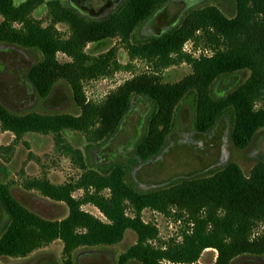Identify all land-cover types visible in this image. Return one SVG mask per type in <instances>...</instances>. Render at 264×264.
<instances>
[{
    "label": "trees",
    "instance_id": "obj_1",
    "mask_svg": "<svg viewBox=\"0 0 264 264\" xmlns=\"http://www.w3.org/2000/svg\"><path fill=\"white\" fill-rule=\"evenodd\" d=\"M170 1L125 0L110 15L95 20L58 0H25L17 5L13 0H0V45L40 55L26 73L35 96L46 100L53 88L63 83L78 109L77 115L18 114L0 103L2 130L16 137L27 133L59 137L64 131H72L86 134L92 144H102L116 132L132 104L144 99L151 109L136 155L146 160L159 152L177 107L191 97L196 132L206 133L227 116L233 147L246 149L264 131V0H229L234 4L232 17L215 6L190 10L178 26L131 44L134 31ZM40 6L46 7L50 21L45 27L32 18ZM56 25L67 27V38ZM115 38L127 45L130 59L145 62L151 71L124 81L101 102H90L84 83L110 77L121 66L114 60L113 51L92 57L85 48ZM187 42L195 49L209 50L211 56L193 59L184 54ZM58 53L70 61L60 63ZM181 63L188 64L191 73L178 82H164L161 71ZM235 78L240 83L214 96L216 84ZM75 155L83 170L77 181L55 186L33 180L27 185V189L66 206L67 215L61 220L42 218L21 205L7 187H0V207L6 215L0 232V257L22 259L60 241L62 264H74L72 254L76 250L116 245L127 231H132L137 241L119 255L118 264H198L206 250L217 253L214 264L264 256V162H257L248 176L237 165L228 164L205 177L140 192L126 181L124 166L97 171L83 163L79 152ZM78 190L83 194L76 199L72 193ZM87 204L106 222L83 211ZM144 210L181 222L180 242L154 246L158 231L143 222Z\"/></svg>",
    "mask_w": 264,
    "mask_h": 264
},
{
    "label": "rangeland",
    "instance_id": "obj_2",
    "mask_svg": "<svg viewBox=\"0 0 264 264\" xmlns=\"http://www.w3.org/2000/svg\"><path fill=\"white\" fill-rule=\"evenodd\" d=\"M24 1L13 0L16 5ZM58 1L75 8L86 18L101 20L113 13L124 0ZM205 6H215L227 17H232L235 13L234 4L229 0H172L134 31L130 43L158 36L178 26L186 12ZM32 18L43 27L50 23L45 6L37 8L32 13ZM56 29L63 38H67L68 30L65 25H56ZM109 51L114 52V60L121 69L110 77L84 83V93L90 102H101L124 81L151 71L145 62L130 59L127 45L117 38L85 48V52L92 57ZM183 53L193 59L212 54L202 47L195 49L191 42L183 46ZM39 58V53L33 50L0 45V103L18 114L33 112L77 115L78 109L71 99L68 87L63 83L57 84L46 100L35 96L26 73ZM56 58L60 63L70 61L61 53ZM190 73L191 67L181 63L161 71L160 75L164 82L175 83ZM238 83V78L226 79L214 86L213 94L215 97L221 96ZM150 109L151 104L144 99L134 102L116 132L102 144H92L86 134L72 131H64L59 137L37 133L16 137L3 131L0 125V187H7L21 205L42 218L61 220L67 215L66 206L42 196L34 189H27V185L33 180H44L55 186L77 181L83 170L75 155L76 151L88 168L97 171H106L114 165L124 166L126 181L140 192L165 188L179 180L205 177L228 164L237 165L248 176L257 162H264V131L259 132L244 150L233 147L227 116H223L209 131L200 134L194 128L195 104L191 97L185 98L177 107L170 133L159 152L149 159H141L136 155V148L145 132ZM82 194L78 190L72 196L79 199ZM82 210L106 222L92 205H84ZM127 215L132 216L130 211H127ZM141 217L143 222L154 225L158 231V240L153 243L154 246L180 242L183 225L172 216L144 210ZM5 223L6 215L0 207V232ZM136 241V235L127 231L116 245L81 248L73 252L72 258L74 264H118L119 255ZM62 248V243L55 241L22 259L0 257V264H62ZM216 256L215 251L206 250L201 254L198 264H214ZM233 264H264V256L244 257Z\"/></svg>",
    "mask_w": 264,
    "mask_h": 264
},
{
    "label": "flooded vegetation",
    "instance_id": "obj_3",
    "mask_svg": "<svg viewBox=\"0 0 264 264\" xmlns=\"http://www.w3.org/2000/svg\"><path fill=\"white\" fill-rule=\"evenodd\" d=\"M124 1H125V0H124ZM124 1H123V2H124ZM123 2H122V3H123ZM122 3H121V4H122ZM67 6H69V5H67ZM70 7H71V6H70ZM71 8H73V7H71ZM74 9H75V8H74ZM77 11H78V10H77ZM81 15H82V14H81ZM82 16H83V15H82ZM90 19H91V18H90ZM96 20H97V19H96ZM146 21H147V20H146Z\"/></svg>",
    "mask_w": 264,
    "mask_h": 264
}]
</instances>
